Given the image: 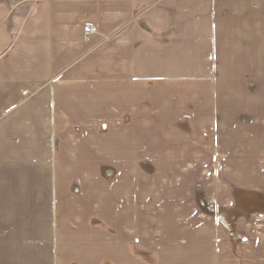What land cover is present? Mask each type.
Masks as SVG:
<instances>
[{
	"label": "crops",
	"instance_id": "0c3cea01",
	"mask_svg": "<svg viewBox=\"0 0 264 264\" xmlns=\"http://www.w3.org/2000/svg\"><path fill=\"white\" fill-rule=\"evenodd\" d=\"M1 1L0 264H103V239L115 233L104 215L120 211L113 188L143 155L124 166L118 148L116 163L93 158L95 185L116 200L112 213L81 196L85 180L73 159L84 142L102 156L95 147L108 136L129 140L153 93H191V117L175 110L164 140L192 141L194 123H205L208 164L192 180L206 175L216 198L229 163L264 162V0ZM185 121L189 139L179 133ZM105 166L119 172L112 184ZM232 185L264 196L259 186ZM191 216L213 226L211 255L230 257L210 264H264V213L244 220L237 242L220 240L213 220Z\"/></svg>",
	"mask_w": 264,
	"mask_h": 264
},
{
	"label": "rangeland",
	"instance_id": "374dc122",
	"mask_svg": "<svg viewBox=\"0 0 264 264\" xmlns=\"http://www.w3.org/2000/svg\"><path fill=\"white\" fill-rule=\"evenodd\" d=\"M22 1L24 0H2L1 3L17 4ZM190 102L191 93L187 90L177 94L153 93L152 109L145 118L136 117V132L130 135L129 140L117 142L108 136L95 147L96 155L102 153V156H91L94 150L84 142L81 157L74 156L73 160L77 162L78 159L81 163L85 180L81 196H85L87 201H97L98 212L103 209L104 213H112L117 211L116 200L113 199L112 203V200L108 199L110 192L95 185L94 174L91 171L93 158L94 161L102 159L113 160L116 163L118 148V155L122 154L119 158L120 163L124 166L123 164L129 161L127 158H131L132 155H143L132 161L134 172H130L129 175L122 172L120 175L123 183L113 188L116 197H120L118 199L120 211L119 216L104 215L105 219H109L104 221V227L113 229L115 233L112 236L105 235L103 239V264H142L141 261H151L149 262L151 264H210L211 259L212 262L230 259L224 255L222 257V252L211 255L213 226L205 221L199 224L200 222L191 215L213 220L217 229L221 230L222 236H225L220 240L237 242L240 239L233 237L239 234L237 229L242 227L241 224L247 223L244 220L252 214L264 213L262 203L264 196L257 193L261 191L239 189L234 185L228 190V187L236 182L240 186H259L264 191L263 161L228 164V170L220 174L225 186L220 192L226 196L225 200L223 194L219 198L217 195V198L214 196L212 186L205 184L206 175H202L200 180H192L193 175L195 178L196 172L202 171L208 162L205 142L207 129H204L205 123L201 119L197 124L194 123L195 136L197 134L194 140L186 143L180 139L164 140L173 136L172 133L165 134L169 127L164 122L174 116V111L180 108L183 114L191 117ZM149 116L151 124L145 121ZM178 128L182 137L190 138L191 125L188 122L178 125ZM122 136L128 137V134H121ZM191 161L194 173L189 170ZM105 168L103 179L112 184V177L115 175L116 178L119 172L109 173L106 166ZM108 190L112 192V186H108ZM87 206L90 210L91 205ZM113 235L118 236V247L115 245ZM131 240L135 241L136 246L132 245ZM130 241L132 247H129ZM132 248L136 249V256L133 255ZM149 250H152L150 255ZM137 253L140 254L139 257Z\"/></svg>",
	"mask_w": 264,
	"mask_h": 264
},
{
	"label": "built area",
	"instance_id": "2783aa9c",
	"mask_svg": "<svg viewBox=\"0 0 264 264\" xmlns=\"http://www.w3.org/2000/svg\"><path fill=\"white\" fill-rule=\"evenodd\" d=\"M92 31H95V29H92Z\"/></svg>",
	"mask_w": 264,
	"mask_h": 264
}]
</instances>
